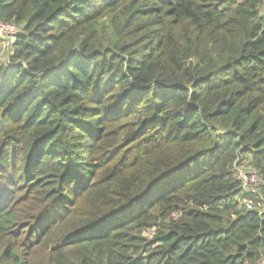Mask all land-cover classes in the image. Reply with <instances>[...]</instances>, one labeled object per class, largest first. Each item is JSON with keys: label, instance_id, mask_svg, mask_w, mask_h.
I'll list each match as a JSON object with an SVG mask.
<instances>
[{"label": "trees", "instance_id": "16d2710c", "mask_svg": "<svg viewBox=\"0 0 264 264\" xmlns=\"http://www.w3.org/2000/svg\"><path fill=\"white\" fill-rule=\"evenodd\" d=\"M0 23V264H264V0H0Z\"/></svg>", "mask_w": 264, "mask_h": 264}, {"label": "built area", "instance_id": "2783aa9c", "mask_svg": "<svg viewBox=\"0 0 264 264\" xmlns=\"http://www.w3.org/2000/svg\"><path fill=\"white\" fill-rule=\"evenodd\" d=\"M15 34H16V29L14 27V25L12 24H2L0 23V44L1 45H10L9 49H7L5 51L6 53V60H8V56H9V53H10V48H11V45L15 42ZM0 60L1 62H3V56L2 54H0ZM238 178L241 180L242 182V189L249 193L250 195H255V191H256V188L259 184L258 182V179L256 177V175H254V173H250V174H245L244 172L242 171H238ZM254 180V186H252V184H248L251 183L252 181ZM248 185V187H246ZM246 206V209L247 210H250L252 209L251 207V204L250 203H246L245 204ZM261 207V206H259Z\"/></svg>", "mask_w": 264, "mask_h": 264}, {"label": "rangeland", "instance_id": "374dc122", "mask_svg": "<svg viewBox=\"0 0 264 264\" xmlns=\"http://www.w3.org/2000/svg\"><path fill=\"white\" fill-rule=\"evenodd\" d=\"M9 47H10V45H7V44H5V45H1L0 44V54H2V56H3V63H8V60H6V53H5V51L7 50V49H9ZM11 49V48H10ZM1 56V55H0ZM1 61V60H0ZM248 184H252V186H254V180L251 182V183H249L248 182ZM246 187H248V185L246 186Z\"/></svg>", "mask_w": 264, "mask_h": 264}]
</instances>
